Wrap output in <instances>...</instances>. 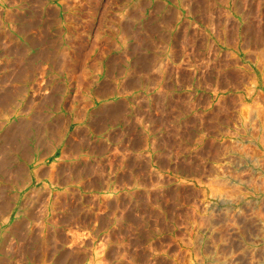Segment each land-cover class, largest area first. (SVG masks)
Listing matches in <instances>:
<instances>
[{"label":"crops","instance_id":"crops-1","mask_svg":"<svg viewBox=\"0 0 264 264\" xmlns=\"http://www.w3.org/2000/svg\"><path fill=\"white\" fill-rule=\"evenodd\" d=\"M262 93L264 0H0V264H122L121 197Z\"/></svg>","mask_w":264,"mask_h":264},{"label":"rangeland","instance_id":"rangeland-1","mask_svg":"<svg viewBox=\"0 0 264 264\" xmlns=\"http://www.w3.org/2000/svg\"><path fill=\"white\" fill-rule=\"evenodd\" d=\"M248 137L182 150L179 163L176 150L155 156L169 170L121 197L122 264H264V104L249 108Z\"/></svg>","mask_w":264,"mask_h":264},{"label":"bare ground","instance_id":"bare-ground-1","mask_svg":"<svg viewBox=\"0 0 264 264\" xmlns=\"http://www.w3.org/2000/svg\"><path fill=\"white\" fill-rule=\"evenodd\" d=\"M5 106H6V104H5ZM5 106H3V107H5ZM75 153V152H74ZM72 170V169H71ZM62 179V178H61ZM75 180V179H74ZM77 180V179H76ZM71 183V182H70ZM82 184V183H81ZM70 193V192H69Z\"/></svg>","mask_w":264,"mask_h":264}]
</instances>
